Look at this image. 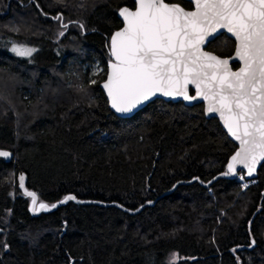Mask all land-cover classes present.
<instances>
[{
  "label": "trees",
  "instance_id": "trees-1",
  "mask_svg": "<svg viewBox=\"0 0 264 264\" xmlns=\"http://www.w3.org/2000/svg\"><path fill=\"white\" fill-rule=\"evenodd\" d=\"M129 3L0 0V150L13 155L0 157V264H264V163L244 191L241 176L180 185L134 216L72 202L28 213L19 171L48 204L73 194L136 209L178 181L209 182L236 149L202 105L109 110L104 37ZM12 44L35 51L16 56ZM206 49L229 57L234 42L221 34Z\"/></svg>",
  "mask_w": 264,
  "mask_h": 264
},
{
  "label": "snow or ice",
  "instance_id": "snow-or-ice-1",
  "mask_svg": "<svg viewBox=\"0 0 264 264\" xmlns=\"http://www.w3.org/2000/svg\"><path fill=\"white\" fill-rule=\"evenodd\" d=\"M193 3L195 11L164 0H136L134 11L122 8L125 26L111 38L109 70L102 86L117 113H130L157 93L196 99L187 87L195 85L197 96L208 101L206 112L219 113L229 134L240 142L225 175H235L237 164L252 175L264 160V0ZM217 29L235 37V56L243 64L239 71L233 72L227 60L201 51ZM11 51L31 56L35 49L13 46ZM8 156L0 151V157ZM23 181L21 175V188ZM26 195L34 213L57 206L37 205L34 193ZM74 199L68 195L60 203Z\"/></svg>",
  "mask_w": 264,
  "mask_h": 264
},
{
  "label": "water",
  "instance_id": "water-1",
  "mask_svg": "<svg viewBox=\"0 0 264 264\" xmlns=\"http://www.w3.org/2000/svg\"><path fill=\"white\" fill-rule=\"evenodd\" d=\"M135 3H136V0H134ZM185 2H188L191 6H192V9L190 10H186V11H195V5L193 3V0H184ZM176 5V4H175ZM179 6V5H178ZM181 7V6H180ZM122 8H127L125 6L121 7L118 9L117 13H116V16L118 18V20L121 22L122 26L118 29V30H115L111 36L109 37V45H108V52H109V55H110V49H111V38L112 36L117 32V31H120L122 30V28L125 26L124 25V21H123V17L120 16V10ZM129 9V8H128ZM136 9V7H135ZM135 9H129V10H132L134 11ZM221 34H225L229 39H231L233 42H234V50H233V53L231 54V56L229 57H220L210 51H208L206 48L208 46V44L213 41L215 38H217L219 35ZM235 50H236V40H235V37L232 36L231 33H229L226 29H217L216 32L212 33L211 36H209L205 43L201 46V51L205 52V53H209V54H212V55H215L216 57H218L219 59H222V60H227L228 61V65H229V68L235 72V71H239V69L243 66L242 62L236 58L235 56ZM109 62H107V68H106V73L107 71L109 70L108 69V65H109ZM235 64L236 65V68H233L232 65ZM107 80V75H105V78L104 80L99 84V88L102 90L103 94L105 95V98L107 100V104H108V108L109 110L118 118H122V119H127V118H130L131 116H133L135 113H137L139 110H141L142 108H144L145 106H147L150 102L156 100V99H160V100H163L165 102H171V103H178V102H181L183 103V105L187 106V107H192V106H195V105H202L203 107V114H204V117L206 119H211V118H214L217 120L219 126L222 128L223 132L226 134V136L228 137V139L236 146V149L234 151V153L229 157L227 163H226V167H225V170L221 173H218L217 175H215L209 182L207 183H203L202 181H200L199 179L197 178H194V179H191L189 181H178L176 182L170 189H168L167 191L163 192L161 195H159L156 199L154 200H149V201H145L144 203H142L139 207H137L136 209H129L127 207H124L123 205L119 204V203H116V202H102V201H97V200H82V199H79V198H76L73 194H67L65 195L63 198H61L60 200L52 203V204H56L57 206L55 208H51L50 207V210L49 211H40L38 213H34L33 211H31V197L26 195L27 192H31V193H34L30 190L27 189V176L24 172L22 171H19L16 175V183H17V188L19 190V192L27 197L29 199L28 201V206H27V210H28V213L30 214V216L32 217H37L39 216L40 214L42 213H48V212H52V211H55L57 208L59 207H62L64 205H66L68 202H72L76 205H82V206H86V205H95V206H99V207H115L117 209H119L120 211L130 215V216H134V215H137L139 213H141L146 207H151L153 205H155L157 203V201H159L160 199H162L163 197L171 194L172 192L175 191V189L180 186V185H190V184H193V183H199L203 188H208L210 187L213 183H215L217 180L221 179V178H224V179H237L241 176V178L245 181H249V180H253L256 178L257 176V171L258 169L260 168V166L264 163V160H260L257 164H256V168H255V171L252 173V175H248V171L246 168H244L242 165L240 164H237L236 165V174L233 175L231 173L225 175V173H227L228 169H227V166L228 164L231 162V157L233 155L236 154V152H238L240 150V142L236 139H234L228 132L227 128L225 127L224 125V121L221 120L220 116H219V113H207L206 112V108H207V105H208V101H205L202 97H199L197 96V92H196V88H195V85L193 84H189L187 87H188V91H189V95L190 96H194L196 97V99H193V100H184V98L182 96H176V97H171V96H163V95H160L159 93H157L156 96L152 97L150 100L144 102L143 104L141 105H138L135 109H133L132 112L130 113H117L115 111V109H113L111 107V102L107 96V92L106 90L103 88V83ZM0 151H5V150H0ZM5 152H8V151H5ZM9 153V156L8 157H2L3 159H5L6 162H10L13 158V155ZM23 176L24 177V181H23V184H24V187L21 188L20 187V176ZM35 194V193H34ZM68 195H73L75 197L74 200H69V201H66L65 203H60V201L64 200L66 196ZM36 198H37V205L39 203H41L42 201H39L38 200V197L37 195L35 194ZM45 203V202H43ZM49 206H51L52 204H48V203H45Z\"/></svg>",
  "mask_w": 264,
  "mask_h": 264
},
{
  "label": "flooded vegetation",
  "instance_id": "flooded-vegetation-1",
  "mask_svg": "<svg viewBox=\"0 0 264 264\" xmlns=\"http://www.w3.org/2000/svg\"><path fill=\"white\" fill-rule=\"evenodd\" d=\"M182 1H184V0H182ZM164 2L165 3H168V4H176V5H179V6H181L183 9H185V10H190V9H192V6L190 5V7L186 4V6L185 5H182L181 4V2H180V0H164ZM185 2V1H184ZM186 3H188V2H186ZM123 6H125V7H127V8H129V9H135V7H136V3H135V1L134 0H130V3H129V5H122V6H120L119 8H121V7H123ZM118 8V9H119ZM118 9L116 10V13H117V11H118ZM68 25V24H67ZM67 25H65V26H67ZM121 26H122V24H121ZM120 26V27H121ZM113 33V32H112ZM112 33H110V35L109 36H105L104 38H105V42H104V45H105V49H106V52H107V54H108V61H110V55H109V50H108V45H109V37L111 36V34Z\"/></svg>",
  "mask_w": 264,
  "mask_h": 264
},
{
  "label": "built area",
  "instance_id": "built-area-1",
  "mask_svg": "<svg viewBox=\"0 0 264 264\" xmlns=\"http://www.w3.org/2000/svg\"><path fill=\"white\" fill-rule=\"evenodd\" d=\"M254 181H255V179L249 180V181L241 180V185L240 186H241L242 191L247 189L248 186L253 185Z\"/></svg>",
  "mask_w": 264,
  "mask_h": 264
},
{
  "label": "rangeland",
  "instance_id": "rangeland-1",
  "mask_svg": "<svg viewBox=\"0 0 264 264\" xmlns=\"http://www.w3.org/2000/svg\"><path fill=\"white\" fill-rule=\"evenodd\" d=\"M67 24H68V23H66L65 25H67ZM13 46H17V47H21V46H22V47H27V46H23V45H13V44H12V45H9L8 50H9L10 53H12V54H14V55H16V54H15L14 52L11 51V48H12ZM27 48H31V47H27ZM32 49H33V48H32ZM16 56H17V55H16ZM20 57H30V56H20Z\"/></svg>",
  "mask_w": 264,
  "mask_h": 264
}]
</instances>
